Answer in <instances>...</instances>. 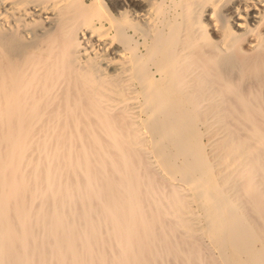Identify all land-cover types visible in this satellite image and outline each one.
<instances>
[{
  "label": "bare ground",
  "instance_id": "obj_1",
  "mask_svg": "<svg viewBox=\"0 0 264 264\" xmlns=\"http://www.w3.org/2000/svg\"><path fill=\"white\" fill-rule=\"evenodd\" d=\"M0 264H264V0H0Z\"/></svg>",
  "mask_w": 264,
  "mask_h": 264
}]
</instances>
